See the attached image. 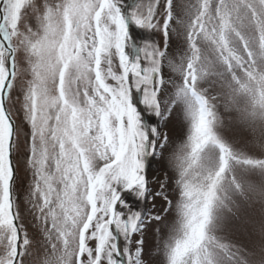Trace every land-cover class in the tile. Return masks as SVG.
Listing matches in <instances>:
<instances>
[{"label":"snow or ice","instance_id":"snow-or-ice-1","mask_svg":"<svg viewBox=\"0 0 264 264\" xmlns=\"http://www.w3.org/2000/svg\"><path fill=\"white\" fill-rule=\"evenodd\" d=\"M0 264H264V0H0Z\"/></svg>","mask_w":264,"mask_h":264},{"label":"rangeland","instance_id":"rangeland-1","mask_svg":"<svg viewBox=\"0 0 264 264\" xmlns=\"http://www.w3.org/2000/svg\"><path fill=\"white\" fill-rule=\"evenodd\" d=\"M142 36H144L145 38H147L150 34L148 33H142ZM155 39L157 41H159V37H155ZM173 47L175 48V43L173 45ZM221 111V115L224 118V126L219 130L221 135L228 140L229 142H234L237 146L238 149H242V137L244 135V130L242 129V127L236 123H234L233 121L229 120L228 118V114L223 112V109H220ZM165 130H171V126H169V129H165ZM163 167V162H159V161H154L153 162V169H155L157 166ZM154 173L150 172V177L153 175ZM137 203L136 201L134 202V204ZM159 201L157 202V206L159 207ZM150 207V206H149Z\"/></svg>","mask_w":264,"mask_h":264},{"label":"bare ground","instance_id":"bare-ground-1","mask_svg":"<svg viewBox=\"0 0 264 264\" xmlns=\"http://www.w3.org/2000/svg\"><path fill=\"white\" fill-rule=\"evenodd\" d=\"M129 2H131V0H129ZM127 198H128V200L130 201V202H132V203H134L135 202V200L129 195V196H127Z\"/></svg>","mask_w":264,"mask_h":264}]
</instances>
